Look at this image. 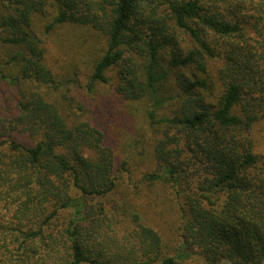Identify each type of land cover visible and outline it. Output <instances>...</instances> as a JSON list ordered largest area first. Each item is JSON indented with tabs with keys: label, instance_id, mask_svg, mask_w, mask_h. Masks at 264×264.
Wrapping results in <instances>:
<instances>
[{
	"label": "trees",
	"instance_id": "16d2710c",
	"mask_svg": "<svg viewBox=\"0 0 264 264\" xmlns=\"http://www.w3.org/2000/svg\"><path fill=\"white\" fill-rule=\"evenodd\" d=\"M193 255L264 264V0H0V264Z\"/></svg>",
	"mask_w": 264,
	"mask_h": 264
},
{
	"label": "rangeland",
	"instance_id": "374dc122",
	"mask_svg": "<svg viewBox=\"0 0 264 264\" xmlns=\"http://www.w3.org/2000/svg\"><path fill=\"white\" fill-rule=\"evenodd\" d=\"M2 87L4 85H1ZM99 91L97 93V100L99 97H101L102 94H105V96H110V89L108 86H98ZM82 92V91H81ZM91 100L87 102V100H80V104L83 105L85 111L89 116H92V121H101L99 124L96 123L98 126L102 128V130L105 132L106 140L111 141H117L119 140L122 143V139L126 135H129L125 140L127 139H140L143 141L141 145L139 146L141 149L142 147L146 148V137L147 135H144L147 127V123L144 119V112L141 106H137V108H133L134 106H128L123 107L120 103L116 102L113 103L112 100L109 101L105 100L103 102V112H95L94 114L90 115V110L87 105ZM97 102V101H96ZM86 105H85V104ZM74 109L77 110L78 108L74 105ZM134 115V118L131 116ZM86 119H90L88 116H86ZM95 123V122H94ZM146 134V133H145ZM132 143V141H131ZM122 145V144H121ZM124 149V146L120 148V150ZM127 149H130L128 147ZM131 150H133L131 148ZM120 155H125V152L119 151ZM154 213V212H153ZM153 216L151 218V223L155 226V228L159 231V233L162 235L164 240H167L170 243H174L176 241V233H175V225L169 221V219L165 217H159ZM183 264H204L200 257L193 255L191 258L186 260Z\"/></svg>",
	"mask_w": 264,
	"mask_h": 264
}]
</instances>
